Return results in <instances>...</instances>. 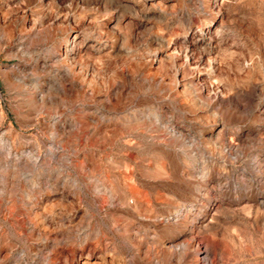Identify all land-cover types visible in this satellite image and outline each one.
Segmentation results:
<instances>
[{
    "label": "rangeland",
    "instance_id": "obj_1",
    "mask_svg": "<svg viewBox=\"0 0 264 264\" xmlns=\"http://www.w3.org/2000/svg\"><path fill=\"white\" fill-rule=\"evenodd\" d=\"M0 264H264V0H0Z\"/></svg>",
    "mask_w": 264,
    "mask_h": 264
}]
</instances>
